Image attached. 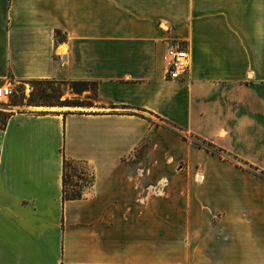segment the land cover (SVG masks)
<instances>
[{"label": "crops", "instance_id": "1", "mask_svg": "<svg viewBox=\"0 0 264 264\" xmlns=\"http://www.w3.org/2000/svg\"><path fill=\"white\" fill-rule=\"evenodd\" d=\"M62 77L108 107L0 108V264H264V0H0V84Z\"/></svg>", "mask_w": 264, "mask_h": 264}, {"label": "rangeland", "instance_id": "2", "mask_svg": "<svg viewBox=\"0 0 264 264\" xmlns=\"http://www.w3.org/2000/svg\"><path fill=\"white\" fill-rule=\"evenodd\" d=\"M12 89L13 95L11 98V105H15L18 109H32L39 106L50 107L36 104V102L37 100L40 103L53 102V100H55L53 98L54 95L59 96L60 103L53 107H60L64 110L93 111L101 109L102 107H108L99 100L92 83L75 86L71 80L65 77L53 79L49 84L35 83L31 80L14 82L12 83ZM42 91L46 97L39 99V95ZM145 152H147V149L144 150L143 148L139 150L136 153V158L145 157ZM77 177H81L79 166L69 161L66 165V199L80 194V181Z\"/></svg>", "mask_w": 264, "mask_h": 264}, {"label": "built area", "instance_id": "3", "mask_svg": "<svg viewBox=\"0 0 264 264\" xmlns=\"http://www.w3.org/2000/svg\"><path fill=\"white\" fill-rule=\"evenodd\" d=\"M187 52L178 47L170 46L167 53V75L176 79L179 78L188 69ZM13 95L12 84L6 82L0 84V108L11 105V98Z\"/></svg>", "mask_w": 264, "mask_h": 264}, {"label": "trees", "instance_id": "4", "mask_svg": "<svg viewBox=\"0 0 264 264\" xmlns=\"http://www.w3.org/2000/svg\"><path fill=\"white\" fill-rule=\"evenodd\" d=\"M57 40H61V34H60V32H57ZM52 80L53 79H32L31 81L32 82H35V83H41V84H49V83H51L52 82ZM72 83L75 85V86H79V85H84V84H86V83H92L93 85H94V88H95V91H96V82H92V81H82V80H79V81H72ZM46 96L43 94V91L40 93V95H39V99L40 98H45ZM53 98L55 99V100H53V102H39L38 100H37V102H36V104H39V105H42V106H51V107H53V106H57V105H59V103H60V100H59V96L58 95H54L53 96ZM5 122H6V117L3 115V116H1V120H0V127H3L4 125H5ZM174 131H176V130H174ZM196 144L198 145V146H200V147H204L205 146V144H206V142H198V141H196ZM210 145V144H209ZM206 147V146H205ZM69 161L68 160H65V174H64V185L66 186V165H67V163H68ZM81 175V174H80ZM78 179H83V181L84 182H86L87 181V178H85V177H83L82 175H81V177H77ZM85 179H86V181H85ZM80 183V182H79ZM80 187H81V185H80ZM81 196V192H80V194H77V195H74L73 197H71V198H69V199H76V198H79Z\"/></svg>", "mask_w": 264, "mask_h": 264}]
</instances>
